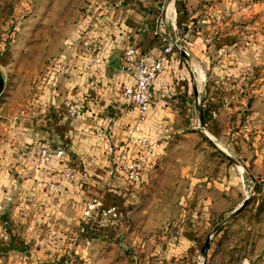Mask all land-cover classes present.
Returning <instances> with one entry per match:
<instances>
[{
    "label": "crops",
    "instance_id": "0c3cea01",
    "mask_svg": "<svg viewBox=\"0 0 264 264\" xmlns=\"http://www.w3.org/2000/svg\"><path fill=\"white\" fill-rule=\"evenodd\" d=\"M201 2L202 0H164L157 16L158 10L152 6L154 0H88L83 17L74 24L73 41L64 40L65 48L56 59L58 62H67V66L59 72L56 71V75H49L53 86L47 101L35 99L33 103L34 111H31V115H45L48 120L45 129L29 127V136L23 133V137H20L16 132H11L3 137L4 149L2 153L0 151V216L6 219L7 226H0V231L5 229L7 238L0 239V264H51L53 255L62 253V246L65 245L63 240L66 237L64 229L59 230L64 216L62 208L69 199L74 205L81 200L74 194L66 193V190L58 193L46 190L41 182V179L45 178L44 170L58 172L66 164L65 160L83 163L89 156L97 162L94 158L99 156L106 160V173L103 177L97 174L98 171L92 172L101 180H96L95 190L89 192V196L102 198L104 204L114 203L119 194L117 187H120L116 184L117 180H120L119 184H124V187H132L116 163L118 145L124 143L127 138L124 129L135 117L134 109L118 95L120 86L132 79L131 74L122 67V52L128 46H134L138 51H148L149 55L154 56L161 48L163 37L166 40L176 38L177 43L189 44L187 53L179 47L173 50L169 60L151 83L152 98L142 122V132L148 139V146L142 154V182L149 172L158 174L169 170L164 163L161 165L162 160L171 159L167 148L171 144L178 146L184 138L194 137V134L201 132L200 127L203 128L205 123L198 115L199 108L209 104L213 105L211 110L215 112V116L209 118L210 132L208 131V136L203 135V140L211 144L212 149L223 154L220 159L210 153L211 175L220 174L221 171L223 174L216 177L220 182L202 181L199 187L196 184L194 191L209 190L207 194L201 195L202 202L213 206L214 196L209 195L210 189L218 184L222 191H230L229 185L223 187L221 184L233 183L237 175L244 171L243 164L237 165L232 161L231 166L227 160L224 162L223 158L233 159L231 153L240 154L247 160L251 159V165L246 167L251 180L252 170L259 173V179L264 178V168L261 164L264 157V133H249L245 139L239 141L233 140V136H227L228 133L234 132L231 129L232 124L236 126L238 115L243 108L255 109L256 100L246 95V87L237 85L233 90L234 97L227 98L223 94L220 95L221 88L218 85L214 87L204 80L212 74L203 67L205 59L209 60V56L202 51L203 46H209V34L208 30L201 34L197 28L199 25L194 21L203 10L214 14V8L203 9ZM106 4L109 7L104 12L101 8ZM227 10L231 13L233 9ZM227 21L223 23L225 29L221 32L227 39L222 45L238 46L243 42L241 38L251 34V28H255L253 23ZM83 26H86L88 31L87 44L92 54L99 57L98 62H90L87 55L81 51L78 31L83 29ZM213 28L212 24L210 31L217 32V27ZM218 37L215 36L213 41L216 42ZM237 54L236 50L231 51L229 61L234 58L238 60ZM114 56L119 60V68L108 64ZM255 57L256 55L252 56ZM219 76L232 80L239 77L230 76L227 72ZM59 79L61 84L60 88H57L56 81ZM66 102L74 104L75 113H67ZM194 116L198 121L196 124L193 123ZM204 130L207 132L205 128ZM65 141L67 144L64 150ZM244 145L250 148H245L243 153L237 151L238 147ZM41 146L49 149L62 148L63 156L56 162L62 166H54V158L42 167H33L34 158ZM138 149L135 139L128 138L122 152L123 157L136 155ZM193 152L196 153V150ZM194 169L195 166L192 169L187 165L183 166L180 172L182 175H188L192 174ZM109 170H112V173H109ZM228 171L231 174L225 175ZM189 179V188H192L191 184L197 183L198 178H192L191 175ZM191 181L194 183H190ZM77 184L82 192L83 185L80 182ZM252 187L256 188L255 181ZM244 198L245 196L241 197ZM82 206L81 204L80 218ZM52 238L61 239L60 242L56 240L55 245ZM76 250L77 253L82 251L80 248Z\"/></svg>",
    "mask_w": 264,
    "mask_h": 264
},
{
    "label": "rangeland",
    "instance_id": "374dc122",
    "mask_svg": "<svg viewBox=\"0 0 264 264\" xmlns=\"http://www.w3.org/2000/svg\"><path fill=\"white\" fill-rule=\"evenodd\" d=\"M87 2L88 0H0V72L3 76L0 92L1 153L5 143L3 137L6 135L16 132L20 137H23V133L29 136V127L41 130L48 124L45 115H31V111H34L33 103L35 99L47 101L53 86L49 75H56V71L61 70L60 62L56 59L65 48L64 40L73 41L74 24L83 17ZM163 2L164 0H154L152 4L158 10L157 16ZM201 4L203 9L214 8V14L203 10L194 21L199 25L197 28L201 34L206 30L209 34V46L202 47L209 60L205 59L203 67L212 74L204 80L214 87L218 85L221 88L220 95L227 98L234 97L233 90L239 85L246 87V95L256 100L255 109L248 110L244 107L241 110L236 126L232 124L234 132L227 136H233V140L239 141L249 133L262 135L264 0H202ZM226 9L233 10L230 13ZM225 21L253 23L255 28L252 27V33L241 38L243 42L238 46L222 45L227 39L221 33L225 29ZM212 24L213 29L217 27L215 33L214 30L210 31ZM215 36H219L216 42L213 41ZM188 45L178 42L179 49L184 53H187ZM235 50L238 60L234 58L229 61L231 51ZM254 55L256 57L252 58ZM224 72L239 77L235 80L221 78L219 75ZM56 82L57 88H60V79ZM205 106H210L208 110L213 109L211 104L201 107ZM207 119L205 115L203 122L206 123ZM197 122L194 116L193 123ZM208 124H204L203 128L198 125L201 132L194 134V137L184 138L178 146L169 145L167 154L171 159L161 162V165L164 163L165 167H169L166 173L149 172L143 179V184L138 187H124V184H119L120 180L116 181L120 187H117L119 194L114 203L119 208V215L112 222L98 216L87 221L79 217L81 204L90 197L88 193L95 190L96 180H101L92 172L98 171L97 174L104 177L106 160L98 156L94 158L97 162H94L87 156L83 163L68 159L63 166L56 163L58 158L52 161L54 166L67 167L75 173L76 182L70 185L72 189L68 191V187L63 184V190L74 194L82 202L78 201L74 205L69 199L65 203L62 208L64 216L59 226V230L64 229L66 234L63 240L65 245L68 243V236L76 237L74 264H264V178L259 179V173L255 170H252L253 179L248 177L246 167L251 165V159L247 160L240 154L233 153L230 154L233 159L223 158L231 166L234 161L237 165L243 164L245 169L233 183L221 184L223 187L229 185L230 191H222L218 184L210 189L209 195L214 196L213 206H207L201 200V195L207 194L208 189L194 191L196 184L199 187L202 181L220 182L216 177L223 174V171L213 176L210 173V153L218 158L223 154L212 149L211 144L203 140V135L208 136L210 132ZM65 144L67 141L63 144L64 150ZM245 148L249 149L250 146L238 147L237 151L243 153ZM261 161L264 168V157ZM187 165L192 169L195 166V169L192 174L182 175L180 170ZM56 172L57 170H44L43 174L47 177ZM230 174L229 171L225 173ZM191 175L198 179L197 183L191 181L194 184L189 188ZM253 181L256 186L254 189ZM41 182L43 183L42 179ZM79 182L83 185V193L77 184ZM0 219L4 218L0 216ZM6 226L7 221L4 228ZM60 239L51 240L56 245ZM205 239L207 243L201 251ZM79 248L82 251L77 253L76 249Z\"/></svg>",
    "mask_w": 264,
    "mask_h": 264
},
{
    "label": "built area",
    "instance_id": "2783aa9c",
    "mask_svg": "<svg viewBox=\"0 0 264 264\" xmlns=\"http://www.w3.org/2000/svg\"><path fill=\"white\" fill-rule=\"evenodd\" d=\"M108 4L101 8L102 11L108 10ZM79 30L81 39V51L87 55L90 62H98L99 57L92 54L91 48L87 44V28ZM162 45L160 50L154 55H149L148 51H138L134 46L126 47L122 52V67L131 74V81L123 83L120 86L118 95L122 100L135 111V117L131 124L125 127L126 141L128 138H134L139 149L137 154L130 157H123L125 144L118 145L119 153L117 154L116 163L118 168L123 172V175L132 187H138L142 183L144 159L143 151L148 146V139L142 132V122L145 114L150 106L152 91L151 83L163 69V66L169 60V56L175 48H178L176 38L166 40L162 38ZM67 62L61 61L60 67L65 68ZM252 92V90H251ZM67 113H75V106L71 102L65 103ZM215 112L210 110V117H214ZM63 156L62 148L49 149L47 147H39L37 154L33 161V167H42L50 159ZM112 173V170L108 171ZM76 182L75 173L67 167L61 168L57 173L44 178L42 186L50 191L57 193L63 190V184L66 185L69 191ZM119 215L118 208L115 203L104 204L99 197L90 196L83 202L81 209V219L83 221L89 220L93 216H98L100 219L115 220ZM6 224L5 219H0V226L4 228ZM7 233L5 229L0 231V239L5 240ZM68 243L62 248L60 255H53L51 264H74V246L76 244V237L74 235L68 236Z\"/></svg>",
    "mask_w": 264,
    "mask_h": 264
},
{
    "label": "water",
    "instance_id": "95a60500",
    "mask_svg": "<svg viewBox=\"0 0 264 264\" xmlns=\"http://www.w3.org/2000/svg\"><path fill=\"white\" fill-rule=\"evenodd\" d=\"M108 64L112 67H115V68H119V60L117 58V56H114L112 57L109 61H108ZM2 87H3V76L0 72V92L2 91ZM244 203V201L241 203V205ZM207 243V239H205L202 247H201V251H203V248L204 246L206 245Z\"/></svg>",
    "mask_w": 264,
    "mask_h": 264
},
{
    "label": "trees",
    "instance_id": "16d2710c",
    "mask_svg": "<svg viewBox=\"0 0 264 264\" xmlns=\"http://www.w3.org/2000/svg\"><path fill=\"white\" fill-rule=\"evenodd\" d=\"M182 10L184 12V6L183 5H182ZM208 107H210V106H205V107H200L199 108L198 115H199V117L201 118L202 121H204V116L205 115L208 117V119L210 118V110H208ZM207 122H209V120Z\"/></svg>",
    "mask_w": 264,
    "mask_h": 264
}]
</instances>
